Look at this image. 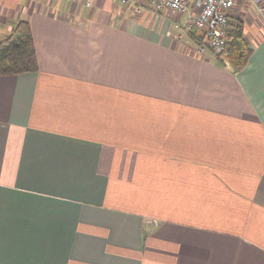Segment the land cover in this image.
Here are the masks:
<instances>
[{
    "label": "crops",
    "instance_id": "1",
    "mask_svg": "<svg viewBox=\"0 0 264 264\" xmlns=\"http://www.w3.org/2000/svg\"><path fill=\"white\" fill-rule=\"evenodd\" d=\"M240 69L188 14L0 0L39 69L0 74V264H264V18Z\"/></svg>",
    "mask_w": 264,
    "mask_h": 264
},
{
    "label": "built area",
    "instance_id": "2",
    "mask_svg": "<svg viewBox=\"0 0 264 264\" xmlns=\"http://www.w3.org/2000/svg\"><path fill=\"white\" fill-rule=\"evenodd\" d=\"M91 4V0H65ZM239 0H122L134 4L136 10L147 6L154 12H168L172 15L188 14L185 22L187 31H198L204 37L202 44L195 43L197 54L210 50L219 57L227 49L228 28L231 10ZM255 7L264 18V0H241ZM226 61V60H224ZM228 62L226 61V64Z\"/></svg>",
    "mask_w": 264,
    "mask_h": 264
},
{
    "label": "trees",
    "instance_id": "3",
    "mask_svg": "<svg viewBox=\"0 0 264 264\" xmlns=\"http://www.w3.org/2000/svg\"><path fill=\"white\" fill-rule=\"evenodd\" d=\"M228 28L229 42L224 53L219 55L228 66L235 70L242 69L248 62L253 48L245 37V24L238 18L230 16ZM195 43L202 44L204 37L198 31H187ZM39 69L34 36L30 22L20 20L9 35L0 39V74L19 75L37 72Z\"/></svg>",
    "mask_w": 264,
    "mask_h": 264
},
{
    "label": "rangeland",
    "instance_id": "4",
    "mask_svg": "<svg viewBox=\"0 0 264 264\" xmlns=\"http://www.w3.org/2000/svg\"><path fill=\"white\" fill-rule=\"evenodd\" d=\"M231 16H233V15H231ZM234 17V16H233ZM194 44H195V42H194Z\"/></svg>",
    "mask_w": 264,
    "mask_h": 264
}]
</instances>
